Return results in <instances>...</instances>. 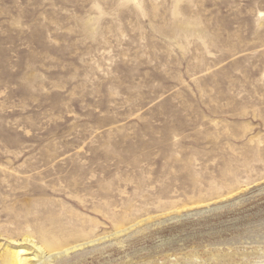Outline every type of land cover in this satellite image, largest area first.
Masks as SVG:
<instances>
[{
	"label": "rangeland",
	"instance_id": "rangeland-1",
	"mask_svg": "<svg viewBox=\"0 0 264 264\" xmlns=\"http://www.w3.org/2000/svg\"><path fill=\"white\" fill-rule=\"evenodd\" d=\"M18 244L264 264V0H0V264Z\"/></svg>",
	"mask_w": 264,
	"mask_h": 264
},
{
	"label": "bare ground",
	"instance_id": "bare-ground-1",
	"mask_svg": "<svg viewBox=\"0 0 264 264\" xmlns=\"http://www.w3.org/2000/svg\"><path fill=\"white\" fill-rule=\"evenodd\" d=\"M24 240H29L28 238H25ZM95 240V239H94ZM31 242V241H30ZM91 242V241H90ZM81 244V243H80ZM88 244V243H87ZM83 245V244H81ZM37 248V254L36 257L37 261L41 262L43 259L46 258H53L54 256H57L61 253L68 252L71 248L74 246H70V248H63L62 250H55V251H47L45 250L42 246L34 245ZM77 246V245H76ZM75 246V248H76ZM8 248V253L6 257L4 258L5 263L4 264H39L34 262V258H28V257H23L25 253H27L28 248L24 246L23 244H18L15 247H7ZM50 250V249H49ZM3 262V261H2Z\"/></svg>",
	"mask_w": 264,
	"mask_h": 264
}]
</instances>
